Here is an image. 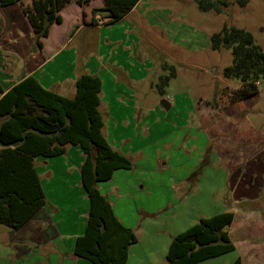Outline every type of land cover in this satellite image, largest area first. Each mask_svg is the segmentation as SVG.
<instances>
[{
	"label": "rangeland",
	"instance_id": "obj_1",
	"mask_svg": "<svg viewBox=\"0 0 264 264\" xmlns=\"http://www.w3.org/2000/svg\"><path fill=\"white\" fill-rule=\"evenodd\" d=\"M151 1L174 10L175 21L187 24V30L190 26L191 36L186 45L168 48L169 55L145 47L146 77L128 84L136 89L131 114L139 121L129 128L136 139L130 136L132 168L117 170L97 184L101 192L108 186L123 202V214H128L123 220L138 238L126 264H167L175 235L225 211L236 212L229 228L236 250L199 264H232L239 256L242 264H264V78L256 94L236 100L234 90L241 81L224 76V68L233 63L232 50L210 45L213 33L233 26L250 32L264 51V0H248L244 6L233 0L223 13L203 12L195 0ZM19 34L16 46L28 42L30 31ZM172 69L176 76L162 82ZM179 92L186 94L182 107L171 102ZM162 99L172 104L169 110ZM100 110L106 115L104 106ZM42 160L52 159L35 158L40 177L46 179ZM238 182L248 188L241 192V203L234 202ZM8 229L0 224V234Z\"/></svg>",
	"mask_w": 264,
	"mask_h": 264
},
{
	"label": "trees",
	"instance_id": "obj_2",
	"mask_svg": "<svg viewBox=\"0 0 264 264\" xmlns=\"http://www.w3.org/2000/svg\"><path fill=\"white\" fill-rule=\"evenodd\" d=\"M72 0H0V8L19 3L35 34V45L54 23H61L60 10ZM83 5L91 0H74ZM139 0H104V10L113 21L121 19ZM248 0H236L244 6ZM203 12L223 13L233 0H195ZM95 11V9H94ZM213 50L230 48L233 63L224 68L226 78L241 81L234 90L236 100L258 92L257 82L264 78V51L253 35L237 27L225 26L210 37ZM165 68V66H164ZM176 76L161 77L164 83ZM73 97L45 88L29 75L6 92L0 85V224L17 230L32 219L47 199L35 166V158H53L65 153L67 145H79L85 153L81 181L90 208L85 231L75 243L74 253L92 264H126L129 248L138 241L136 233L116 215L109 200L97 188L111 179L117 170L131 169L132 162L115 150L102 129L100 110L102 81L96 75L83 74L76 80ZM235 100V101H236ZM235 218L225 211L201 218L196 224L175 235L170 242L167 264H199L235 251L229 227ZM232 264H242L237 257Z\"/></svg>",
	"mask_w": 264,
	"mask_h": 264
},
{
	"label": "crops",
	"instance_id": "obj_3",
	"mask_svg": "<svg viewBox=\"0 0 264 264\" xmlns=\"http://www.w3.org/2000/svg\"><path fill=\"white\" fill-rule=\"evenodd\" d=\"M104 6V0H91L83 5L74 0L66 3L60 10L62 22L52 24L49 35L42 39V48L34 45V30L21 5L1 7L0 85L6 92L33 75L45 88L73 97L76 80L81 75L98 76L102 81L100 108L104 106L107 112L105 115L101 111L102 132L115 150L128 157L130 136L136 140L129 128H136L139 123L131 114L136 105V89L128 84L132 80L138 84L146 77L142 60L145 47H153L163 55L172 53L168 48L186 45V38L191 36L187 33L190 26L187 30V24L178 25L174 10L151 0H139L117 21H113ZM66 12L72 15L68 17ZM21 30L30 31V37L28 42L16 46L14 40L22 37ZM182 95L186 96L179 92L169 101L182 107ZM168 104L170 109L172 104ZM70 146H66L64 154L40 161L46 179L40 177L35 164L47 204L19 229L1 232L0 264H88L87 259L74 253L76 240L85 231L90 208L81 181L86 156L82 149ZM233 188L234 202L241 203L245 197L241 192L248 189L247 184L238 182ZM101 193L120 221L129 227L123 220H128V214H123L119 197L112 195L108 186Z\"/></svg>",
	"mask_w": 264,
	"mask_h": 264
},
{
	"label": "water",
	"instance_id": "obj_4",
	"mask_svg": "<svg viewBox=\"0 0 264 264\" xmlns=\"http://www.w3.org/2000/svg\"><path fill=\"white\" fill-rule=\"evenodd\" d=\"M161 105L165 108V109H169L170 105L168 104V101L166 99H163L161 101Z\"/></svg>",
	"mask_w": 264,
	"mask_h": 264
},
{
	"label": "built area",
	"instance_id": "obj_5",
	"mask_svg": "<svg viewBox=\"0 0 264 264\" xmlns=\"http://www.w3.org/2000/svg\"><path fill=\"white\" fill-rule=\"evenodd\" d=\"M257 85H259V81L257 82Z\"/></svg>",
	"mask_w": 264,
	"mask_h": 264
}]
</instances>
